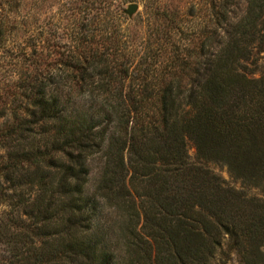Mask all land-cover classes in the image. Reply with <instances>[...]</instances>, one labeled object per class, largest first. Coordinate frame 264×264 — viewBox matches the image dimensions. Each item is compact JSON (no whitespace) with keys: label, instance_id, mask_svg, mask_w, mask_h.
Returning <instances> with one entry per match:
<instances>
[{"label":"trees","instance_id":"obj_1","mask_svg":"<svg viewBox=\"0 0 264 264\" xmlns=\"http://www.w3.org/2000/svg\"><path fill=\"white\" fill-rule=\"evenodd\" d=\"M90 1L96 27L51 54L0 15V264H264V198L207 165L264 187V73L250 65L264 0L236 20L238 0H208L186 38L196 6L163 3L157 58L140 63L123 57L126 9ZM8 2L20 15L26 0ZM104 9L118 27L99 36Z\"/></svg>","mask_w":264,"mask_h":264},{"label":"rangeland","instance_id":"obj_2","mask_svg":"<svg viewBox=\"0 0 264 264\" xmlns=\"http://www.w3.org/2000/svg\"><path fill=\"white\" fill-rule=\"evenodd\" d=\"M2 1V2H1ZM0 1V15L6 14L11 15L8 18L9 21L13 22V18L19 22H25L23 28L27 31L23 34L19 33L20 36H33L37 33H42L43 39L46 42L48 54L52 53L50 48L54 44L58 45L55 48H59L62 51L68 48V45L77 43V33L80 28L85 25L88 28L93 29L95 26L94 14L90 0H26L25 5L23 4L19 11H14L13 7H9V0ZM110 1L114 6H123L125 9L132 3L138 4L137 11L129 16V20L124 19L121 34L126 36L127 42L123 49V57L126 59L131 57L135 63L143 61H155L157 58L156 44L158 40V29L156 25V19L154 11L164 4L169 6L179 7L183 12H189L191 6L195 5L196 15L192 17H186L189 22L187 31L183 33V37H192L199 31H202L207 25L206 18L208 17L209 2L208 0H107ZM248 5V0H238L235 10L232 13V17L236 20L240 18L245 12ZM123 18V17H122ZM192 20V22H191ZM96 22L98 23V32L106 34L113 31V24L117 25V20L114 18L110 10L104 9L99 12L96 16ZM191 24V25H190ZM198 26V29L196 28ZM22 28V25L19 24ZM190 26V27H189ZM193 26V28L191 27ZM120 27V26H119ZM126 29V30H125ZM191 29V31H190ZM195 30V31H194ZM86 31V32H87ZM52 57V55H51ZM253 61V59H252ZM253 67L252 75L259 77L264 73V51L258 52L255 61L250 63ZM138 73L134 72V75ZM189 155L192 162L200 161L198 152L193 141H189ZM3 151H0L2 154ZM101 159L97 156L90 158L88 165L90 168V176L86 185V192L92 194L96 183L99 179ZM207 165L211 167L215 172L223 176L230 184L244 188L251 195L264 198V187L247 185L241 180L236 179L232 176L228 167L219 162H207ZM229 264H239L238 257L234 254Z\"/></svg>","mask_w":264,"mask_h":264},{"label":"water","instance_id":"obj_3","mask_svg":"<svg viewBox=\"0 0 264 264\" xmlns=\"http://www.w3.org/2000/svg\"><path fill=\"white\" fill-rule=\"evenodd\" d=\"M138 9V4L137 3H132L128 6L126 9V12L130 15L134 14Z\"/></svg>","mask_w":264,"mask_h":264}]
</instances>
